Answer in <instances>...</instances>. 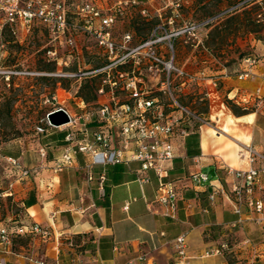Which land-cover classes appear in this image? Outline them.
I'll return each mask as SVG.
<instances>
[{
	"label": "crops",
	"instance_id": "crops-1",
	"mask_svg": "<svg viewBox=\"0 0 264 264\" xmlns=\"http://www.w3.org/2000/svg\"><path fill=\"white\" fill-rule=\"evenodd\" d=\"M261 54L253 68L254 77L227 78L219 90L210 82L205 84L208 101L219 100L230 113L226 116V125L222 126V132L206 140L202 136L206 129L203 125L193 128L186 137L174 138V156L165 162L160 177L148 170L143 173L145 181L139 182V163L132 161L127 165H93L89 178L85 168L89 156L84 153H78L70 167L53 172L52 167L65 144L68 123L60 127L41 124L43 132L3 141L0 155L18 158L32 171L29 176L19 178L0 159V188L12 182L11 196L4 200L0 210V224L35 221L49 226L60 243V253L56 255L53 251V242L36 238L28 237L26 245L16 246V239H27V236H17L10 251H0V257L12 264H31L28 257H44L47 264H75L74 259L79 255L86 263L123 264L145 253L146 264H174V238L184 232L188 264H249L250 251L246 247L234 245L230 261L220 256H206L205 252L223 242L224 229L235 242L250 236V231H255L253 234L264 231L263 226L252 220L255 214L248 213L246 208H243V221L232 228L231 223L238 218L233 212L230 194L235 179L223 169V166L247 167V161L238 157L236 142L241 137L233 135L232 143H223L230 130L227 125L236 122L229 123L228 117L245 123L249 132L245 144L264 154V104L256 106L254 112L235 116L220 99V92L227 98L236 93L245 94L241 104L249 107L254 105L250 96L257 89L264 98V80L259 77L264 74V49ZM209 116L216 119V115ZM193 133L197 134L196 140L189 137ZM200 171L209 172L211 184L221 186L224 191L217 193L213 201L209 199L211 184H194L189 179L191 173ZM101 174L104 175L103 194L99 189ZM159 180L170 181L176 188L175 219L165 215L164 206L156 200ZM255 196L264 197V193L256 192ZM98 227L101 228L99 236L94 232ZM78 247L83 249L78 251ZM261 252L257 260L264 264V250Z\"/></svg>",
	"mask_w": 264,
	"mask_h": 264
},
{
	"label": "built area",
	"instance_id": "built-area-1",
	"mask_svg": "<svg viewBox=\"0 0 264 264\" xmlns=\"http://www.w3.org/2000/svg\"><path fill=\"white\" fill-rule=\"evenodd\" d=\"M147 2L150 0H146ZM131 4L137 3L130 0ZM128 2H125L127 4ZM84 11L86 25L75 26L69 23L62 2L57 0H0V32L4 25L10 26L13 34L20 29L28 30L34 19L45 23L56 37H62L66 44L73 46V31H86L92 34L96 43L101 47L107 61L90 71L76 74H58L60 76H100V83L95 88L97 100L95 105L84 110L75 117L65 110L70 118L69 129L64 138V146L60 156L55 161L52 170L60 172L70 167L78 153L89 156L85 168L90 178L93 165L128 164L132 161L139 163L138 180L144 182L143 173L153 170L161 176L165 162L174 156L173 139L186 137L189 132L200 126L209 125L207 117L191 111L179 99L186 84L201 85V77L186 72L174 61L172 37L183 31L168 36L159 37L154 32L146 39L132 42V34L126 32L122 39L115 40L111 27L117 15L122 14L120 8L112 13H102L93 4L85 3ZM144 13V9L142 10ZM98 19L99 25L92 28L91 20ZM16 26H18L16 28ZM197 25H193L195 29ZM165 41H168L166 43ZM260 56L247 55L242 60V67L236 74L237 79L252 78L254 66ZM259 77L264 80V74ZM210 83L211 80H208ZM213 85H215L213 83ZM161 95L166 98L163 102ZM207 96V93L204 92ZM256 106L264 104V98L259 90L250 96ZM55 99V97H53ZM236 105L247 109L241 104L246 99L245 94L236 93L228 98ZM84 104V102L82 101ZM63 108L61 106L55 107ZM65 109V108H64ZM45 116V123L51 126ZM43 132L41 126L36 127ZM238 157L247 161V167L235 169L223 166L224 171L234 177L235 182L230 187L232 209L238 218L231 223L234 227L243 221V208L248 213H254L252 220L264 227V197H256V192L264 193V154L256 151L249 144H239ZM0 159L8 165L9 172L19 178L29 176L31 168L24 167L18 158L1 156ZM194 184H211L209 172H194L189 175ZM104 175L99 176V189L103 194ZM212 192L209 199L214 200L217 193H224L221 186L211 184ZM12 182L0 188V210L4 200L11 196ZM156 200L164 206L165 215L175 219L177 214V191L170 181L159 180ZM97 236L101 228L94 230ZM17 236H27L42 242H53L52 249L59 255V241L49 226L39 222H15L0 224V251L8 252ZM69 245L72 243L69 241ZM228 248L226 242L211 247L205 255L221 254ZM174 264H188L187 241L184 232L174 238ZM31 264H47L44 257H28ZM75 264L86 263L81 256H76ZM145 253H139L123 264H146ZM0 264H12L4 257H0ZM57 264V263H55ZM249 264H260L258 260H251Z\"/></svg>",
	"mask_w": 264,
	"mask_h": 264
},
{
	"label": "rangeland",
	"instance_id": "rangeland-1",
	"mask_svg": "<svg viewBox=\"0 0 264 264\" xmlns=\"http://www.w3.org/2000/svg\"><path fill=\"white\" fill-rule=\"evenodd\" d=\"M57 1L63 3L67 20L75 26L86 25L87 16L81 8L87 2L102 13H112L120 8L122 14L116 16L111 27L117 41L126 32L132 34V42H139L154 32L163 37L183 31L172 37L174 61L186 72L201 77V85L186 84L178 99L191 111L207 117L210 124L204 127L218 131L226 125V116L230 113L219 100L208 101L204 95L205 84L211 80L219 90L223 80L236 79L245 56L262 57L263 0H136L134 4L130 0ZM245 2L249 3L243 6ZM98 25V19L91 20L92 28ZM193 25H197L195 29H192ZM72 36L74 45L70 46L37 19L28 30L19 27L16 34L11 32L10 26L4 25L0 32V144L19 136L28 138L37 131L36 127L46 124V113L55 107H65L77 117L95 105V88L100 83V76L58 74L90 71L107 61L106 54L92 34L75 30ZM220 93V99L227 107V95ZM161 99L167 101L162 95ZM253 104L247 108V113L255 111L257 107L255 102ZM210 114L216 115V119ZM227 126L230 130L223 143H232L230 137L233 135L240 136L241 141L249 135L243 122L236 121ZM251 232L255 231H250L247 238H241L244 242H235L224 229L222 240L228 248L210 257L220 256L230 261V250L238 245L249 249V260H257V255L264 250V231ZM27 240L28 237L16 239V246L26 245ZM82 249L77 248L78 251Z\"/></svg>",
	"mask_w": 264,
	"mask_h": 264
},
{
	"label": "water",
	"instance_id": "water-1",
	"mask_svg": "<svg viewBox=\"0 0 264 264\" xmlns=\"http://www.w3.org/2000/svg\"><path fill=\"white\" fill-rule=\"evenodd\" d=\"M48 123L54 127H60L70 121L68 113L63 108L51 110L47 114Z\"/></svg>",
	"mask_w": 264,
	"mask_h": 264
},
{
	"label": "trees",
	"instance_id": "trees-1",
	"mask_svg": "<svg viewBox=\"0 0 264 264\" xmlns=\"http://www.w3.org/2000/svg\"><path fill=\"white\" fill-rule=\"evenodd\" d=\"M263 2H264V0H263ZM248 3L249 2L243 3V6L246 5V4H248ZM225 104H226L227 108L231 111V113L233 115H235V116H241V115L246 114L248 112L247 109H243L240 106H237L235 103H233L229 99L225 100ZM189 137H191V139H193V140H196L197 139V134L196 133H193Z\"/></svg>",
	"mask_w": 264,
	"mask_h": 264
},
{
	"label": "bare ground",
	"instance_id": "bare-ground-1",
	"mask_svg": "<svg viewBox=\"0 0 264 264\" xmlns=\"http://www.w3.org/2000/svg\"><path fill=\"white\" fill-rule=\"evenodd\" d=\"M235 121H237V120H235V119H233V118H231V117H228V122H229V123H233V122H235ZM220 132H222V131H221V130H220V131L215 130V128H209V127H206V129H204V131H203V135H202V136H203V137L205 138V140H206V139L209 138V136H211V135H213V134H218V133H220ZM239 142H241V141L236 142L237 145H239ZM242 143L245 144V141H242Z\"/></svg>",
	"mask_w": 264,
	"mask_h": 264
}]
</instances>
